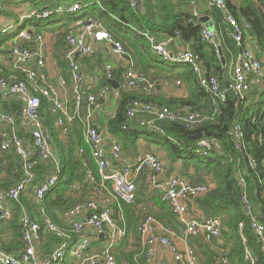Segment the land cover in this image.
Listing matches in <instances>:
<instances>
[{
    "label": "trees",
    "instance_id": "1",
    "mask_svg": "<svg viewBox=\"0 0 264 264\" xmlns=\"http://www.w3.org/2000/svg\"><path fill=\"white\" fill-rule=\"evenodd\" d=\"M144 1V11H142L131 8L127 0H90V2L83 3L80 10L76 12L53 14L45 19L47 24L41 26L40 32L48 29L53 35L52 56L59 66L61 75L67 78V83H69V67L63 59V54L68 48L66 36L70 31L78 29L85 20L98 19L102 23V28L107 30L113 39L122 43L126 55L132 60L135 72L137 70L147 81H153L154 86L145 89V83H141L135 88H124L120 85L123 80L121 78L123 69L115 67L112 70V79L120 86L117 89L116 108L107 119V131L119 141L124 149H134L139 143L138 140L144 139L147 147L165 151L171 162L199 155L196 152L199 148V141H210L212 145L208 149V155L203 156V160L193 165L194 171L192 172L188 170L189 166L185 165L184 175L189 176L192 184H204L209 179L213 181L214 186L197 199V204L206 215L222 219V240L221 242H205L200 236H193L190 237L189 243L201 264H219L216 263L220 255L216 251L218 248L227 251L226 258L229 264H249L244 259V248L237 234V223L244 221L248 224L249 222V216L243 210L237 175L238 173L245 174L248 169L247 199L252 205L253 213H258L259 208L264 206V91L253 83L252 89L245 94L244 99L237 100L231 86L232 73L221 65L218 52L213 44L201 40L200 31L203 26L197 21L192 11L185 8V5L189 4L188 0ZM224 1L228 14L238 23H245L248 26L247 33L253 42L258 44L256 54L264 66V0ZM66 2H71V0H0V16L12 18L17 16L18 9H21L23 4H29L35 8H54L58 3ZM98 8H100V13L95 16L93 12ZM210 12L212 15H221V11L216 7H211ZM142 29H146L155 40L164 44L168 49L173 47L172 42L177 43L178 40L183 45L188 44L190 50L198 56V61L205 71L204 77L207 83L213 78L218 91L223 96L212 91L210 85L202 86L198 74L190 65L174 61V64L168 67L164 66L166 60L162 58L157 62L153 56L150 41L138 32ZM2 42L0 39V46ZM233 42L236 44L234 39ZM21 44L28 46L29 49L34 48L33 41ZM3 48L2 52L8 54V45H4ZM93 55L84 57L83 63L86 61L91 63ZM97 55L100 57L97 58ZM97 55L94 61L97 60L98 64H90L87 70L92 71L99 68L102 73L99 87L111 86L105 78L104 57L99 52ZM1 66L0 70H2ZM177 67H183L184 71L175 70ZM38 71L40 73V70ZM4 76L6 73L0 71V77L4 78ZM11 77L22 81L27 80L24 73L16 70H13ZM56 82L58 78H49L47 85L51 83V86L56 87ZM168 82L172 83L169 85L175 83L183 87L187 86L183 88L187 91V95L177 98L164 96L160 91V86H166ZM31 92L37 94L34 90ZM4 98L7 100H1V102H4L6 112L14 115L18 122L22 100L16 96H5ZM100 100L104 101L103 98ZM41 101L40 111L49 124V121L51 123L54 120V115L50 111L51 103L43 96H41ZM135 101L142 106L150 105L155 108L150 111L144 108L143 110L137 109L133 116H129L128 110ZM162 109L171 112L173 117L159 118L155 112ZM190 113L198 114L200 119L187 124L184 119ZM233 122L240 126L244 144L241 153L234 149L231 135ZM67 130L62 135L59 128L50 127L51 142L57 150L61 169L56 185L44 195L41 202L47 215L61 227H66V225L60 222L59 214L62 215L73 205L81 202L86 196L85 193L101 179L90 149L84 141V122L76 118ZM19 133L24 137L23 129L19 128ZM200 133L202 136L197 137L196 135ZM79 147L84 148L83 153L78 152ZM2 154L9 161L19 181V158L13 151L2 152ZM249 157L255 160L254 167H250ZM50 170V163L42 162L35 167L34 171L37 177L43 178ZM87 170L94 174L92 183L87 181ZM15 183H0V188H7ZM74 184L78 185V189H73ZM29 194L32 195V189H28L21 195L19 202L22 205H28L26 200L30 198ZM150 201H153V207H150ZM120 207L127 234L114 251L118 264H147L145 251L140 245L137 231L138 222L143 215L152 214L178 233L181 232L176 217L170 212L168 206L160 201L158 194L146 186L143 176H140V183L137 186L136 202L129 204L121 201ZM17 208L14 212L16 216V224L13 225L15 233L12 240L3 242L2 246L7 252L18 253L24 246L20 226L17 225L19 215V208ZM115 209L119 211L117 206ZM29 215L40 225L41 242L38 252L42 255L50 252L57 238L45 230L42 216ZM116 217L121 221L119 216ZM244 231L247 244L255 258L254 264H264V254L260 244L255 241L252 230L246 225Z\"/></svg>",
    "mask_w": 264,
    "mask_h": 264
},
{
    "label": "built area",
    "instance_id": "2",
    "mask_svg": "<svg viewBox=\"0 0 264 264\" xmlns=\"http://www.w3.org/2000/svg\"><path fill=\"white\" fill-rule=\"evenodd\" d=\"M127 2L133 9H140L144 5V0H127ZM208 5L226 14V21L232 29V38L239 49L231 77V86L237 100L244 99L245 94L252 89L253 83L264 91V66L256 54L255 43L247 33L248 26L245 23H238L228 14L224 0H208ZM81 6L80 1L71 0V2L58 3L54 8H30L28 12L21 14L20 19L23 21L35 18L47 19L53 14L76 12ZM2 25L4 27L1 28ZM13 27L11 23L5 25L0 22V31H7ZM138 32L150 41L154 52L162 59H172L190 65L198 74L202 86L210 85L212 91L223 96L218 91L213 78L207 83L204 77L205 71L198 61V56L190 48L186 47L174 54L164 44L160 42L155 44V38L148 31L138 30ZM216 34L214 28L206 26L200 31L201 40L213 44L219 53L221 48L215 42ZM16 39L21 41L9 45V57L13 69L24 73L27 80L0 77V96H16L23 102L18 122L14 115L0 114V152L13 151L17 155L20 180L13 186L0 188V221L11 216V210L7 204L19 202L21 195L28 189H32V196L42 210L44 228L57 239L50 252L39 256L40 225L30 215L24 214L20 222L24 246L18 253L7 252L2 247L0 226V264H68V261L77 262L76 264H118L114 251L127 234L120 202L129 204L136 202L140 175L145 176L148 188L156 192L160 201L168 206L181 228V232L178 233L152 214L143 215L138 222L137 231L147 263H151L157 251L163 249L170 254L172 264H200L195 250L189 243L190 237L200 236L205 242H221L222 240V219L206 215L197 204V199L214 186L213 181L209 179L204 184H192L189 176L178 172H174L166 181L159 180L164 171V162L155 150L146 145L137 146L138 149L133 151L131 161L116 168L115 165L124 155L121 144L114 139L107 128L103 132L92 122L93 114L102 106L100 99L105 100L108 97V87L103 86L98 92H94L91 85L86 83L78 58L93 55L97 44L106 41L109 43L110 52L121 60L126 57L122 43L114 40L112 35L102 28L101 21L96 18H89L78 29L70 31L66 36L68 48L63 54V59L69 67L70 92L67 93L64 91L67 85L66 77L60 76L58 88L52 87L47 85L46 78L38 71L44 66L45 61L46 40L43 33L34 30L31 34L24 28L18 33ZM27 41L34 42L33 49L21 44ZM76 55L77 58H75ZM113 69V64L105 63V77L108 81L112 79ZM141 83H145V89L152 88L147 79L138 76L132 68V63L129 62L123 75L122 87L135 88ZM59 88L63 90L60 91ZM31 90L36 91L37 94L32 93ZM41 96L50 101V111L55 117L52 128H59L62 135L68 131L69 125L76 118L84 122V141L90 149L101 178L100 182L88 192L89 195L85 200L62 213L66 227L53 222L45 208L41 206L44 195L56 185L61 169L57 150L50 139L49 125L40 111ZM143 108L150 111L155 107L142 106L135 101L128 110V115L133 116L137 109L143 110ZM155 113L159 118L173 117V114L165 109ZM199 119L198 114L190 113L184 121L190 124ZM17 128L28 133V137H23ZM231 135L234 149L241 153L244 144L240 126L236 122H233ZM107 140L108 149L105 143ZM210 145H212L210 141L201 140L196 152L206 156ZM83 151L84 148L79 147L78 152L83 153ZM42 162L50 163L51 170L43 178H39L34 170ZM249 163L250 167H254L255 160L249 157ZM246 170L245 174L238 173L237 183L243 201V210L249 216V222L246 224L244 221H239L237 234L244 248V259L249 264H254L255 258L247 244L244 230L248 225L264 254V206L259 208L258 213H253L252 205L247 199L248 169ZM86 175L88 183H92L94 181L92 171L87 170ZM73 189H78V185L74 184ZM115 206L119 208V211L115 209ZM116 216H119L121 221ZM216 251L220 254L216 263L229 264L226 258L227 251L220 248Z\"/></svg>",
    "mask_w": 264,
    "mask_h": 264
},
{
    "label": "crops",
    "instance_id": "3",
    "mask_svg": "<svg viewBox=\"0 0 264 264\" xmlns=\"http://www.w3.org/2000/svg\"><path fill=\"white\" fill-rule=\"evenodd\" d=\"M188 1H189V4L185 5V8L192 11L193 15L197 18V21L200 22L203 27L206 26V27L214 28L216 30L217 36H216L215 42L220 46L221 51H222L221 56L218 53V59H219L221 65L223 67H225L227 71L232 73L233 67L236 63V57H237V54L239 52V49H238L237 45L234 44V42H233L232 35H231L232 29H231V27H229V25L226 21V14L224 12H221V15H212V13L210 12L211 6L208 5V0H188ZM188 1H186V2H188ZM144 3H145V1H144ZM31 8H35V7H31ZM140 9L142 11H144V5ZM13 20L14 19H12V17L0 16V22L4 23L5 25L11 23ZM11 24H13V23H11ZM16 25L18 28H21V26L23 24H19V22H18ZM2 27H4V25H2L1 28ZM37 29L39 31H41L40 30L41 26L38 27ZM12 30H13V28L11 29V31ZM33 32L34 31L32 30L31 34H33ZM42 33L44 35L43 31H42ZM1 34H2V32L0 33V37H1ZM18 41L20 42L21 40H18L15 37V39L12 42H8L6 45L9 46V45H11L15 42H18ZM156 41H158V40H156ZM49 44L50 45H46V49L44 52V59H45L44 66L39 69L40 73L43 75V77L46 78L47 81L49 80V78L50 79L51 78L57 79L60 76H62L57 63L55 65V67H52V66L48 65V63L46 61V56H45L46 50H48L47 52L50 51L51 55H53L52 54V50H53L52 49V43L50 41H49ZM9 47H8V49H9ZM186 47L190 48L188 44L183 45V43L178 40L177 43L173 44V47H171V48L169 47V50L172 51L174 54H176L179 50H182ZM3 49L4 48L1 45L0 46V66L2 65L1 66L2 70H0V71H2V72L4 71V73H6V76H4V79H10L12 76V73H13L12 63H11V59L9 57V53L4 54V52H2ZM96 50H98V51L100 50L99 53L102 52L101 56H103L105 58V59H103V61H105V63H111L114 65V68L120 67V69H123V71L121 72V78H123L125 68H126L127 64L129 62H131L132 60L127 55H126V57H124L121 60L117 59V57H115L110 52L109 43L106 41L99 42L97 44ZM5 56H6V58H4ZM78 60L81 61L80 62L81 71L85 77L86 83L88 85H91L93 91L95 90L96 92H98L101 88V87H99V84H100V79H101L100 77H101L102 73H100L99 70L96 71V68L93 69L92 71L87 70L89 65H90V64H88L89 62L86 61L85 63H83V58H78ZM175 70H177L179 72H183L184 68L183 67H177ZM56 84H57L56 87H58L59 86L58 82H56ZM50 85H51V83H50ZM69 85L70 84L67 83L66 87H64V88H66L64 91L65 92L67 91V93L70 92L69 91L70 90ZM119 86L120 85L118 84V88H119ZM53 87H55V86H53ZM110 87L113 90L109 91V95L102 102V106L100 107V109L98 111H96L92 116L93 124L103 132H105V129L107 128L106 124H107L108 116L111 115L116 108V98L118 97V95H116V93L114 92V90H116L118 88H114L113 86H110ZM183 88H187V86L183 87L181 85H176V84L166 85V86L162 85V86H160V91L164 96L177 98V97H184L187 95V91H185ZM5 99L7 100V98L0 96V114H8L5 110L4 102H1V100L6 101ZM48 125H49V128L51 126H53L52 122L50 123V121H49ZM17 129H19V128H17ZM23 134H24V136H26V133H23ZM114 139L116 140L115 137H114ZM105 143H106V146L108 149L109 148L108 140ZM143 145L147 146L146 141L144 139L141 140V142L137 144V146H143ZM137 149L138 148H136V149H133V148L124 149L123 148V153H124L123 158L121 159L120 162H118L115 165V167L120 168L123 163L131 161L133 151L137 150ZM153 150H155L159 154L160 158L164 162V171L161 174L159 180L166 181L174 172L175 173L178 172V173H181L184 175V172H185L184 166L185 165L189 166V169H188L189 171H191V172L194 171L193 165L184 162V160L178 159L174 162H171L169 160V158L166 156L165 151H162V150L158 151L154 148H153ZM14 174L15 173L13 171V168L10 166L9 161L6 160L4 158V154H2V152H0V183H3V184L11 183V184H13L16 181L18 182V176H15ZM140 176L142 177L143 175H140ZM140 176L138 178V184L140 183ZM143 177H144V183L146 184L145 176H143ZM138 184H137V186H138ZM88 192L85 193L86 196L83 200H85L87 198ZM29 195H31V194H29ZM29 197L30 198H28L26 200L28 203L27 206L22 205L20 202H13V203L7 204V206L11 210V216L7 219L0 221V226H1V230H2V240H1L2 246H3V242H6L7 240H12L13 234L15 233V227H13V225L16 224L15 223L16 222V216H14L15 208H17L19 206L18 207L19 209L17 208L19 211L18 212L19 215L17 217L18 218V220H17L18 224L17 225H19V226H20V222H21V217L24 214H28V215L31 214L32 216H37L39 214L40 216H42V210L38 206V204L36 203L34 197L32 195ZM149 205H150V207H153V201H150ZM30 207L33 211H31ZM58 218L61 220L60 222L65 225V222L63 220V216L61 214H59ZM54 241H55V239H54ZM38 255L40 256L42 254H40L38 252ZM68 263L76 264L77 262L75 263L74 261H68ZM149 264H172L171 256L165 250L159 249L157 251V253L155 254V256L153 257L152 262Z\"/></svg>",
    "mask_w": 264,
    "mask_h": 264
},
{
    "label": "rangeland",
    "instance_id": "4",
    "mask_svg": "<svg viewBox=\"0 0 264 264\" xmlns=\"http://www.w3.org/2000/svg\"><path fill=\"white\" fill-rule=\"evenodd\" d=\"M77 1H80L81 2V4L83 5V3H85V2H90V0H77ZM92 1V0H91ZM30 8H31V6L29 5V4H23L22 6H21V9H18V14H17V16H15V17H13L12 19H14L11 23H13V25H14V27H13V30L11 31V30H8V31H6V32H2V34H1V39L3 40V42H2V47H4V45H6L8 42H12L14 39H15V37L18 35V33L20 32V31H22L24 28L25 29H31V30H36L38 27H40V26H45L46 24H47V22H46V20L45 19H28V21H23V20H21L20 19V15L21 14H23V13H26V12H28L29 10H30ZM99 13H100V8H98L97 10H95L94 12H93V14L95 15V16H98L99 15ZM104 18H105V16H104ZM106 19H107V17H106ZM109 21V20H108ZM19 22V24H24V26H21V28H15V25L17 24ZM49 25V24H48ZM44 32V37H45V40H46V45H50L49 44V41L50 42H52V40H53V35L52 34H50L49 33V31H48V29L45 31H43ZM9 33V34H8ZM14 33V34H13ZM115 40V39H114ZM157 42H159V41H157ZM173 44H174V42H173ZM9 47V46H8ZM169 50V49H168ZM48 50H46V54H45V56H46V61H47V63H48V65H50V66H52V67H55V65H56V61L53 59V56L51 55V52L49 51V52H47ZM100 51V50H99ZM98 50H96L95 51V54L93 55L94 57H93V59H92V62L91 63H89V64H91V65H96V63L98 64V61L96 60V61H94L95 60V57H96V55H97V53L99 52ZM170 51V50H169ZM170 52H172V51H170ZM173 53V52H172ZM100 54L102 55V52H100ZM153 56L155 57V59H156V61L157 62H159L161 59V57H160V55L159 54H155V52L153 51ZM98 57H100L99 55H97V58ZM103 57V56H102ZM4 58H6V56L4 57ZM3 58V59H4ZM105 59V58H104ZM12 63V62H11ZM104 63H105V61H104ZM165 64H164V66H172L173 64H174V61L172 60V59H169V60H167L166 62H164ZM13 68V67H12ZM132 68H133V70L135 71V69H134V67H133V65H132ZM14 70V69H13ZM99 70V68H96V71H98ZM99 72L101 73V71L99 70ZM136 73L138 74V76L139 77H143V75H142V73H140V72H138L137 70H136ZM143 78H145V77H143ZM146 79V78H145ZM153 81H149V84L151 85V87H153L154 86V84L152 83ZM169 84H172L171 82H168L167 83V85H169ZM175 84V83H174ZM58 88V87H57ZM59 90L60 91H62L63 89L62 88H59ZM53 123H54V120L52 121V125H53ZM139 141V143L141 142V139H139L138 140ZM201 160H203V156H200V155H197V156H195V157H191L190 159H185L184 160V162H186V163H189V164H191V165H194V164H196L198 161H201Z\"/></svg>",
    "mask_w": 264,
    "mask_h": 264
},
{
    "label": "water",
    "instance_id": "5",
    "mask_svg": "<svg viewBox=\"0 0 264 264\" xmlns=\"http://www.w3.org/2000/svg\"><path fill=\"white\" fill-rule=\"evenodd\" d=\"M27 31L29 32V33H31L32 32V30L29 28V29H27ZM155 44H158V42L156 41L155 42ZM255 46L258 48V44L257 43H255ZM221 54H222V51H220L219 52V55L221 56ZM75 58H77V55H76V57ZM109 83L114 87V88H117L118 87V83L115 81V80H109ZM197 137L198 136H202V134L200 133L199 135H196ZM196 136H194V137H196Z\"/></svg>",
    "mask_w": 264,
    "mask_h": 264
},
{
    "label": "bare ground",
    "instance_id": "6",
    "mask_svg": "<svg viewBox=\"0 0 264 264\" xmlns=\"http://www.w3.org/2000/svg\"><path fill=\"white\" fill-rule=\"evenodd\" d=\"M79 10H80V9H79ZM20 16H21V15H20ZM12 25H13V24H12ZM13 26H14V25H13ZM8 30H11V29H8ZM8 30H7V31H8ZM1 32H6V31H0V33H1ZM105 78H106V77H105ZM108 82H109V81H108ZM68 84H69V83H68ZM110 85H111V84H110ZM120 85H121V84H120ZM104 86H107V85H104ZM111 86H112V85H111ZM121 86H122V85H121ZM102 87H103V86H102ZM107 87H108L107 91H108V95H109V91H110V90L112 91L113 89H112L110 86H107ZM69 88H70V85H69ZM117 88H118V87H117ZM114 92L116 93V92H117V89L114 90ZM54 119H55V117H54ZM54 124H55V123H53V126H54ZM55 128H57V127H55ZM49 135H50V133H49ZM50 139H51V138H50Z\"/></svg>",
    "mask_w": 264,
    "mask_h": 264
},
{
    "label": "clouds",
    "instance_id": "7",
    "mask_svg": "<svg viewBox=\"0 0 264 264\" xmlns=\"http://www.w3.org/2000/svg\"><path fill=\"white\" fill-rule=\"evenodd\" d=\"M15 27H17V25H15ZM167 61V60H166Z\"/></svg>",
    "mask_w": 264,
    "mask_h": 264
}]
</instances>
